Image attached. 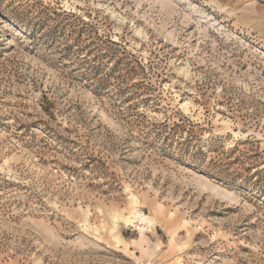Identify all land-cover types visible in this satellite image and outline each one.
Instances as JSON below:
<instances>
[{
  "label": "rangeland",
  "instance_id": "obj_1",
  "mask_svg": "<svg viewBox=\"0 0 264 264\" xmlns=\"http://www.w3.org/2000/svg\"><path fill=\"white\" fill-rule=\"evenodd\" d=\"M0 264H264V0H0Z\"/></svg>",
  "mask_w": 264,
  "mask_h": 264
}]
</instances>
